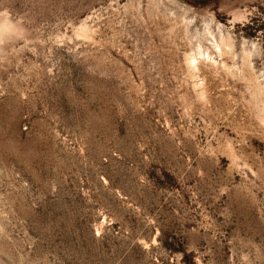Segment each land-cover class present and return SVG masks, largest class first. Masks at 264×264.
Returning a JSON list of instances; mask_svg holds the SVG:
<instances>
[{
	"label": "rangeland",
	"instance_id": "1",
	"mask_svg": "<svg viewBox=\"0 0 264 264\" xmlns=\"http://www.w3.org/2000/svg\"><path fill=\"white\" fill-rule=\"evenodd\" d=\"M0 264H264V0H0Z\"/></svg>",
	"mask_w": 264,
	"mask_h": 264
},
{
	"label": "bare ground",
	"instance_id": "2",
	"mask_svg": "<svg viewBox=\"0 0 264 264\" xmlns=\"http://www.w3.org/2000/svg\"><path fill=\"white\" fill-rule=\"evenodd\" d=\"M7 28V26L5 27V29Z\"/></svg>",
	"mask_w": 264,
	"mask_h": 264
}]
</instances>
